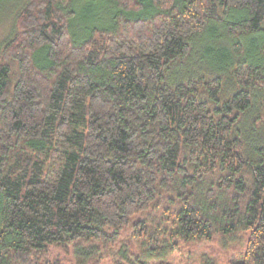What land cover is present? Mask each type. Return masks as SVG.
<instances>
[{
  "label": "trees",
  "instance_id": "trees-1",
  "mask_svg": "<svg viewBox=\"0 0 264 264\" xmlns=\"http://www.w3.org/2000/svg\"><path fill=\"white\" fill-rule=\"evenodd\" d=\"M103 1L78 32L74 0L11 12L0 264H62L52 250L71 247L101 264L138 216L113 264L240 233L228 264H264V0Z\"/></svg>",
  "mask_w": 264,
  "mask_h": 264
},
{
  "label": "rangeland",
  "instance_id": "rangeland-1",
  "mask_svg": "<svg viewBox=\"0 0 264 264\" xmlns=\"http://www.w3.org/2000/svg\"><path fill=\"white\" fill-rule=\"evenodd\" d=\"M21 1L22 0H0V43L9 36L12 27L11 20H9L13 15H11V12L20 5ZM96 1L97 2L94 0H74L72 7L75 12L80 14V19L77 21L78 28H75L76 32H78L79 28L83 29L81 26L82 23L88 21L89 16L88 14H83L84 11L88 12V10H90L94 14H99V17L103 15L105 2L103 0ZM90 4L92 7H88ZM203 41H205V38ZM160 215L159 211L154 210L150 212L149 220L156 222L159 220ZM138 218L139 216L132 218L130 225L123 229L120 244L115 250L108 252L101 250L97 253L98 256L104 257L101 264H113V260H119L117 249L120 247H123L122 249H125L126 251L128 248L129 253L135 251L137 241L133 238L132 223ZM246 238L247 236L245 233H240L227 238L214 237L210 241L181 244L177 252L167 258V263L228 264L243 252ZM70 252V254L65 255V252L59 249H53L51 252V258L59 260L62 264H76L72 247L70 248Z\"/></svg>",
  "mask_w": 264,
  "mask_h": 264
}]
</instances>
